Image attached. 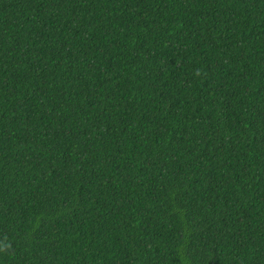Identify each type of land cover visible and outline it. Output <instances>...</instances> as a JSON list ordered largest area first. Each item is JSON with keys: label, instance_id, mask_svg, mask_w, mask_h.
I'll return each mask as SVG.
<instances>
[{"label": "trees", "instance_id": "obj_1", "mask_svg": "<svg viewBox=\"0 0 264 264\" xmlns=\"http://www.w3.org/2000/svg\"><path fill=\"white\" fill-rule=\"evenodd\" d=\"M0 264H264V0H0Z\"/></svg>", "mask_w": 264, "mask_h": 264}]
</instances>
